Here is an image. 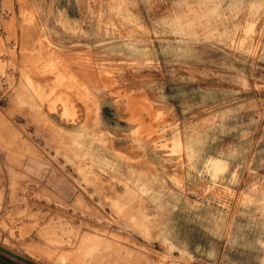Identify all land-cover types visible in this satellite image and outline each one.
I'll use <instances>...</instances> for the list:
<instances>
[{
	"label": "rangeland",
	"instance_id": "rangeland-1",
	"mask_svg": "<svg viewBox=\"0 0 264 264\" xmlns=\"http://www.w3.org/2000/svg\"><path fill=\"white\" fill-rule=\"evenodd\" d=\"M216 2L220 19L199 20L200 39L177 44L188 34L158 37V22L196 21L204 0H0V259L186 264L149 219L142 189L156 177L183 183L199 206L175 225L191 264H264V0ZM141 28L151 43L136 47L151 55L134 69L124 45ZM207 121L222 125L207 154L238 153L234 184L184 179L187 157L167 129L177 125L183 145L185 128L195 140ZM104 130L111 137L98 139ZM221 223L244 239L229 244Z\"/></svg>",
	"mask_w": 264,
	"mask_h": 264
},
{
	"label": "clouds",
	"instance_id": "clouds-1",
	"mask_svg": "<svg viewBox=\"0 0 264 264\" xmlns=\"http://www.w3.org/2000/svg\"><path fill=\"white\" fill-rule=\"evenodd\" d=\"M220 6V3H217L216 0H204V3H202L200 7L210 10L200 15L196 21L185 24L183 27H180L176 21H159L158 28L156 29V35L158 37L165 35L185 37L187 33L189 38L178 40L177 44H187L190 41H196L200 38H198L195 32L191 30L195 27H203L199 24V20H206L211 23V18L220 19ZM232 7L233 6L230 5L228 10L231 11ZM252 19L254 20L255 17L253 16ZM151 34L152 33H149L147 29L141 28L139 33H134V35H139L141 38L135 40L134 42L125 43L124 45V47L129 49V51L133 53L134 56L138 57V59H132V57H129L131 60L130 66L134 69L143 67L144 61H146L147 57L151 55L147 47H145L143 50L136 47L137 44H150L151 41L145 38ZM161 49L165 52V54L171 52L182 53L180 48H172L171 45L165 48L164 43H161ZM212 125H215V121H207L204 125L197 126L201 128L202 131L197 134V138L195 140L191 135V133H193V129L190 127L185 128V142L183 145H181L180 129L177 125L173 124L167 129L172 132V139L169 141V143H172L178 152L182 150L187 157V163L183 165V167L187 170V174L184 177L185 180L191 182L196 177H199L201 180L207 181L210 177L213 187H222L225 183L234 184L236 182V172H238L239 168L243 165H237L236 172L229 173V168L233 166V162L238 157V153L236 151H230L227 155H225L223 152H217L215 157L207 154L206 149L210 150L208 145V134L214 130ZM215 127H222V125H215ZM100 128L101 123L93 121V129L98 130ZM104 137H111V133L107 130L101 131L98 139H102ZM134 143H137V141H134ZM215 159H218L221 162L220 166L222 169V174L220 175H217L215 171L210 168L209 161H213ZM224 174L231 175L232 179L227 180ZM144 178L147 180L146 176ZM153 184L159 185V191L153 192L151 190V185ZM176 188H178L179 191L169 189L164 183L163 179L158 180L156 177H153L151 180H147V185L142 189V192L143 195L148 196L151 203L155 205V215L149 219L153 225L158 226L157 230L159 231V235L156 238L163 240V242L168 245L170 249L179 251L181 257L186 261V264H191L192 258L189 253L184 250L183 247L177 248L173 244L174 240L179 239V231L175 225H178L179 219H184L186 223H190L191 220L188 218L190 213L192 211L199 210V206L184 198L183 193L185 189L183 183H177ZM256 192V187L250 188L248 190L247 195L249 199L246 201L247 203L257 202L256 198L253 196V193ZM259 195L261 197L259 203L264 204V191H261ZM168 225H174V227H172L170 231H160V228L167 229ZM259 226L264 228V221H261ZM239 227L242 232L244 226ZM221 228H224L226 231H228L229 244L236 245L238 240L244 239L242 234L233 235L231 226H225L221 223L220 228H218L217 231H220Z\"/></svg>",
	"mask_w": 264,
	"mask_h": 264
},
{
	"label": "crops",
	"instance_id": "crops-1",
	"mask_svg": "<svg viewBox=\"0 0 264 264\" xmlns=\"http://www.w3.org/2000/svg\"><path fill=\"white\" fill-rule=\"evenodd\" d=\"M4 261H5V260L1 258V259H0V264H12L11 262H7V263H5Z\"/></svg>",
	"mask_w": 264,
	"mask_h": 264
}]
</instances>
